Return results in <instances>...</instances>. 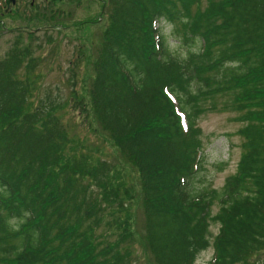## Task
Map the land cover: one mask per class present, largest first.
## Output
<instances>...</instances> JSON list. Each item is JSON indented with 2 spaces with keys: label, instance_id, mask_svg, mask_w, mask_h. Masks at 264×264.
<instances>
[{
  "label": "trees",
  "instance_id": "obj_1",
  "mask_svg": "<svg viewBox=\"0 0 264 264\" xmlns=\"http://www.w3.org/2000/svg\"><path fill=\"white\" fill-rule=\"evenodd\" d=\"M200 2L106 0L93 78L86 97L70 98L107 132L114 164L103 149L76 150L60 104L38 96L31 32L0 55V264H135L136 243L154 264H195L210 244L207 264H264V0ZM160 20L179 25L184 56L168 51ZM215 110L242 123L240 156L221 187L189 189L202 168L196 122ZM129 170L139 175L140 236L132 186L125 194L115 175Z\"/></svg>",
  "mask_w": 264,
  "mask_h": 264
},
{
  "label": "rangeland",
  "instance_id": "obj_2",
  "mask_svg": "<svg viewBox=\"0 0 264 264\" xmlns=\"http://www.w3.org/2000/svg\"><path fill=\"white\" fill-rule=\"evenodd\" d=\"M29 1L32 0H15L4 15L0 13L2 26L0 55L11 46L16 35L24 39L26 38L24 34L31 32L32 35L29 33L28 35L33 38L31 48L37 63L35 75L40 85L38 96L43 98L48 96L60 104L57 109L59 118L67 125L70 138L76 141L74 147L76 150L84 147L88 153L91 151L98 153L103 149L105 152L101 157L109 155L110 163L114 164L118 158L114 160L111 155L112 144L107 132L101 128L92 114L84 120V112L83 116L79 115L70 98L73 91L79 93L82 98L86 97L93 78L94 62L100 54L102 33L107 24L106 0H34L39 9L31 12L27 9ZM200 3L199 8H202L206 0H201ZM4 5L5 0H0V10ZM56 9L60 10L62 15L51 18V12L57 11ZM41 10L46 14L41 13ZM178 26L163 20L157 23V27L164 35L168 51L182 57L185 55V48L173 34ZM77 54H81L79 57L81 59L74 65ZM222 100L221 96L215 98L218 107L223 106ZM201 105L209 106V100L203 101ZM86 107L89 109L90 105L87 103ZM235 115L230 110L204 111L200 114L196 123L201 129L202 168L199 166L197 172L187 179L186 185L189 189L206 186L219 188L225 178L235 171L242 142L241 136L237 134L242 123L234 120ZM115 175L119 176V182H124L125 194L127 187L132 186L135 197H129L127 202L132 203L130 206L134 216L132 227L140 236L145 231V218L140 204L142 195L139 175L136 170ZM125 208L128 210L127 205ZM217 208V205L213 206L212 213L216 212ZM218 226L217 222H210L211 242L218 231ZM132 252L135 264H154L151 256L138 243ZM212 252L213 247L210 244L197 255L195 264H207ZM258 256L264 259V251Z\"/></svg>",
  "mask_w": 264,
  "mask_h": 264
},
{
  "label": "bare ground",
  "instance_id": "obj_3",
  "mask_svg": "<svg viewBox=\"0 0 264 264\" xmlns=\"http://www.w3.org/2000/svg\"><path fill=\"white\" fill-rule=\"evenodd\" d=\"M15 0H9V1H7V0H5V5H4V7L5 8H8L9 6H11L12 5V3L14 2ZM42 4H44V2L42 1ZM38 5V4H37ZM39 6V5H38ZM1 8V10H0V13L2 14V15H4L5 13H6V10H5V8ZM43 7V6H42ZM2 26H1V23H0V28H1ZM212 254H213V252H212Z\"/></svg>",
  "mask_w": 264,
  "mask_h": 264
},
{
  "label": "flooded vegetation",
  "instance_id": "obj_4",
  "mask_svg": "<svg viewBox=\"0 0 264 264\" xmlns=\"http://www.w3.org/2000/svg\"><path fill=\"white\" fill-rule=\"evenodd\" d=\"M32 2H33V4H34V0H32ZM32 2H31V3H32ZM33 4H32V5H33ZM4 8H5V7H4ZM6 11H7V10H6Z\"/></svg>",
  "mask_w": 264,
  "mask_h": 264
},
{
  "label": "water",
  "instance_id": "obj_5",
  "mask_svg": "<svg viewBox=\"0 0 264 264\" xmlns=\"http://www.w3.org/2000/svg\"><path fill=\"white\" fill-rule=\"evenodd\" d=\"M7 1H9V0H7Z\"/></svg>",
  "mask_w": 264,
  "mask_h": 264
}]
</instances>
